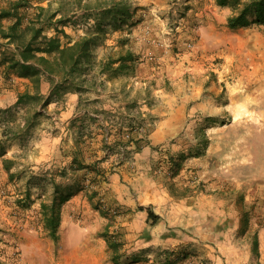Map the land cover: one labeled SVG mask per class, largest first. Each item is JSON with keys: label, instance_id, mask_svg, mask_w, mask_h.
Here are the masks:
<instances>
[{"label": "rangeland", "instance_id": "obj_1", "mask_svg": "<svg viewBox=\"0 0 264 264\" xmlns=\"http://www.w3.org/2000/svg\"><path fill=\"white\" fill-rule=\"evenodd\" d=\"M250 1L130 0L120 28L48 23L55 0L2 18L20 25L0 34V264H264V22L228 23ZM33 28L37 56L90 37L94 67L23 74Z\"/></svg>", "mask_w": 264, "mask_h": 264}, {"label": "trees", "instance_id": "obj_2", "mask_svg": "<svg viewBox=\"0 0 264 264\" xmlns=\"http://www.w3.org/2000/svg\"><path fill=\"white\" fill-rule=\"evenodd\" d=\"M6 4H0V34L2 36L15 38L16 29L20 25V17L17 18L12 24L8 26L4 25L1 20L4 17L11 16L12 9L20 6L23 0L12 1V0H3ZM57 6L52 7V3L49 2V6L45 7L42 5H37L36 7L43 11L49 9L52 11V15L62 14V17L55 22L48 23H64L71 21L74 24L86 23L89 19H95V25L99 28L105 26H113L114 28H120L124 23H128L133 12H135L136 7L131 10L130 0H55ZM219 3H225L227 0H218ZM253 10L254 19L252 21L261 23L264 22V0H251L248 3H245L240 12L236 15L230 16L228 23L231 26L247 24L249 19L246 17V14L249 9ZM30 28L29 25L26 26ZM25 27V28H26ZM8 29V30H7ZM34 29L33 35L29 40L23 45L21 50L22 60L14 61L12 65H19L21 69H25L23 74L26 75H36L38 73H43L47 77L52 78L59 76V79H69L73 77L77 71L80 70V65L86 62L89 65V68H93L95 65L94 61L89 60V41L90 37L83 36L79 40L71 44H65L61 46V43L57 37H47L46 35L41 36L45 38L46 47L44 48L49 56H37L32 51L39 47H33L34 43L37 41L39 34L36 33ZM30 59H33L30 60ZM126 59L134 61L136 56L134 53L127 49L125 53L121 52L118 55V58H112L111 55H107L106 60L99 61L98 72L93 74L91 78H84V84L88 83L85 90L96 89V78L99 73H109L110 75H115L121 72H124L128 66ZM35 60V62H34ZM120 60L118 64L115 65V62ZM32 61V62H31ZM74 80L73 78L71 79ZM60 87V86H59ZM58 86L55 88H59ZM62 87V86H61ZM81 87V86H80ZM96 87V86H95ZM54 89V86H53ZM59 90V89H58ZM57 90V91H58ZM55 90L46 96L44 101L47 103L50 101L52 94ZM29 93H22L18 96V102H21L27 97H30ZM32 98V97H31ZM25 126L28 124V120L25 121ZM1 145V142H0ZM0 154H3V150L0 148ZM66 197L62 198V200ZM148 217L152 219H158L160 216L158 213L148 209ZM54 223V227H55ZM51 234L55 236V228H52Z\"/></svg>", "mask_w": 264, "mask_h": 264}, {"label": "crops", "instance_id": "obj_3", "mask_svg": "<svg viewBox=\"0 0 264 264\" xmlns=\"http://www.w3.org/2000/svg\"><path fill=\"white\" fill-rule=\"evenodd\" d=\"M32 238H37L36 234H30Z\"/></svg>", "mask_w": 264, "mask_h": 264}, {"label": "bare ground", "instance_id": "obj_4", "mask_svg": "<svg viewBox=\"0 0 264 264\" xmlns=\"http://www.w3.org/2000/svg\"><path fill=\"white\" fill-rule=\"evenodd\" d=\"M242 111H238V113H241Z\"/></svg>", "mask_w": 264, "mask_h": 264}]
</instances>
